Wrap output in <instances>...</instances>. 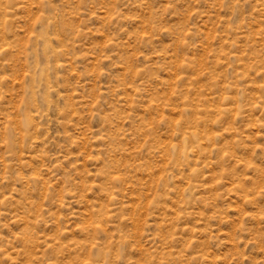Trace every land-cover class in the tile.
<instances>
[{
    "label": "rangeland",
    "instance_id": "obj_1",
    "mask_svg": "<svg viewBox=\"0 0 264 264\" xmlns=\"http://www.w3.org/2000/svg\"><path fill=\"white\" fill-rule=\"evenodd\" d=\"M0 264H264V0H0Z\"/></svg>",
    "mask_w": 264,
    "mask_h": 264
}]
</instances>
